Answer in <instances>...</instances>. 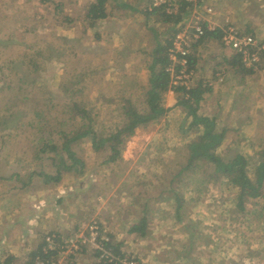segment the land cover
Masks as SVG:
<instances>
[{
  "label": "rangeland",
  "instance_id": "374dc122",
  "mask_svg": "<svg viewBox=\"0 0 264 264\" xmlns=\"http://www.w3.org/2000/svg\"><path fill=\"white\" fill-rule=\"evenodd\" d=\"M94 1L0 0V263L13 257L11 264H29V254L47 234L56 233L63 242L81 233L87 237L84 232L93 222L119 253L110 228L119 233L145 217L154 240L149 249L156 248L165 261L264 264V198L247 201L241 214L236 190L213 167L181 172L187 146L200 133L173 91L163 95L164 115L135 131L121 160L109 163V152L95 151L87 138L72 144L84 163L82 173L63 172L60 183L51 185L37 176L55 174L54 160L63 151L35 161L41 137L36 124L44 126L45 139L61 147L60 134L72 132L74 124L67 105L75 101L93 112L98 134L114 131L123 121L122 100L145 108L151 28L162 41L177 30L178 24L157 21L156 14L146 16L151 0H108V17L90 26L88 9ZM210 6L202 0L193 9L203 14ZM241 7L232 16L237 27L264 42V0H244ZM192 57V84L210 88L196 113L213 119L217 132L225 130L217 154L224 160L242 154L250 164L260 160L264 51L256 68L245 67L252 71L248 75L228 66L231 53L220 41L202 39ZM30 174L36 176L28 181ZM59 226L69 234L56 231ZM87 251L93 253L85 247L58 260L69 264Z\"/></svg>",
  "mask_w": 264,
  "mask_h": 264
},
{
  "label": "trees",
  "instance_id": "16d2710c",
  "mask_svg": "<svg viewBox=\"0 0 264 264\" xmlns=\"http://www.w3.org/2000/svg\"><path fill=\"white\" fill-rule=\"evenodd\" d=\"M108 0H95L88 9L89 25L95 21L105 20L108 17L106 3ZM151 4V3H150ZM120 8L130 9V5L119 4ZM150 9V5L149 8ZM193 10L192 5L183 4L177 14H168L163 8H155L153 10L144 11L148 18L151 15L156 14L162 21V23L172 22L173 25L181 23L185 17L189 15ZM149 12V13H148ZM150 28V26H148ZM174 29V27H173ZM172 30V28H170ZM153 33V46L150 52L151 64L148 68L149 89L144 93V100L142 103L145 108L139 110L131 100H122L120 107L121 116L123 118L122 124L109 134H98L95 130L96 117L93 112L86 109L80 102H70L67 105L69 115L74 123L71 125L72 132L60 134L61 147L55 145L51 140L45 139L42 135L45 132L44 126L40 123L36 124L35 129H38L39 143L37 149L34 152V160L40 161L43 155L53 154L57 155L56 171L55 174L50 175L46 173L37 174L42 181L47 184L60 183L62 179V173H68L76 171L78 173L83 172L84 163L79 159L75 152L72 151V144L82 139H90L92 148L95 151H107L109 152V163H115L121 160V153L126 142L134 135L135 131L139 128H144L150 123L159 120L165 113L162 107L163 95L169 90L174 94H180V100L178 104L183 107L191 118V127L196 129L198 137L188 144V158L187 164L183 167L181 172L186 171H198L203 169L204 166L213 167L214 173L223 178V180L236 190V208L241 214L246 212L247 201L257 200L264 198V149L260 154V160L252 161L250 164L248 159L242 154L232 156L230 159L224 160L218 154L217 150L221 146L225 130L217 132L215 130V122L213 119L199 116L196 113L197 106L204 99V96L210 92V88L206 89L202 83L197 85L193 84L190 89H186L184 86H174L172 84V76L169 68L172 63L169 59L168 50L171 47L174 35L177 30H174V35L170 37V40L162 41L159 39L157 32L151 28ZM220 30L208 31L205 29L203 39H213L214 41H220ZM255 38L257 36L253 35ZM202 40V39H201ZM201 42V41H200ZM199 44V43H198ZM195 44L191 54L188 55L190 69H193L192 63L194 62L192 53L194 48L198 45ZM261 45V44H260ZM227 64L231 69L238 71L244 75L251 74V70H247L242 63L241 59L237 55H231L227 59ZM178 72L179 67L174 68ZM142 104V105H143ZM65 156L69 161V165L66 163ZM251 165V166H250ZM249 171H253V176H250ZM36 174H30L26 180L31 181V178ZM26 185V184H24ZM264 206V204H263ZM145 217H141L138 223L131 227L130 231L133 234L144 236L148 228ZM45 242L38 248L29 254V264H34L37 257L43 258L45 255L42 253V248ZM98 257L95 255V258ZM12 258H7L2 264H11Z\"/></svg>",
  "mask_w": 264,
  "mask_h": 264
},
{
  "label": "built area",
  "instance_id": "2783aa9c",
  "mask_svg": "<svg viewBox=\"0 0 264 264\" xmlns=\"http://www.w3.org/2000/svg\"><path fill=\"white\" fill-rule=\"evenodd\" d=\"M198 0H151L150 9L163 8L168 14H177L183 4H190L196 7ZM208 15L209 18L206 16ZM213 10L207 8L203 14L193 10L192 15L184 19L177 25V32L168 50L169 59L172 66L169 71L172 76V84L180 85L190 89L194 78V70L190 69L188 55L191 54L195 44L200 43L205 34V29L221 32L220 44L231 53L240 57L246 68H256L260 64V55L264 51V46L260 45L257 39L251 34L243 33L239 28L229 21L225 25L216 26L211 16ZM175 67H179L178 72ZM79 234L77 238H70L63 242L56 233L47 234L42 249L43 258L37 257L35 264H60L58 257L61 255L79 254L85 247L93 250L99 264H143L139 260H131L124 254L116 252L115 245L112 244L109 235L104 233L99 225L91 223L89 228ZM1 262L0 264H2Z\"/></svg>",
  "mask_w": 264,
  "mask_h": 264
},
{
  "label": "crops",
  "instance_id": "0c3cea01",
  "mask_svg": "<svg viewBox=\"0 0 264 264\" xmlns=\"http://www.w3.org/2000/svg\"><path fill=\"white\" fill-rule=\"evenodd\" d=\"M198 1L200 2L202 0H198ZM209 1H210V4L212 5L210 7L213 10V15L211 16V19L212 21H214L216 26L225 25V22L229 21L231 24L237 27V23L232 18V16L236 14L238 11H241L243 9V7H241V4L242 2H244V0H209ZM246 4L247 2H245V5ZM238 5L239 7L237 8ZM202 13H204V10L202 11ZM191 15H192V12H191ZM206 16L209 18L208 15ZM241 31L245 34L252 35V33L250 32H246L244 30H241ZM259 44L264 46V42L262 41H260ZM136 224L137 223L126 224L125 230L122 228L121 230L122 232H119V233L117 232L116 227L115 229L113 227L110 228L111 230L114 231L112 235V239L114 243H116L117 247L119 248V251L122 252L123 254L131 253L133 255H137L139 257L145 258L148 260L149 264H176L175 260L174 261L163 260L159 255L156 254L157 253L156 248L149 249V247L153 245L154 240L152 237L149 236L148 230H146L144 236H139L137 234H133L129 232L131 227ZM50 225H54V221L51 222ZM56 231H59V232L61 231L60 233H63V234H69V230L67 229V227L64 228L63 226L61 227L59 226ZM69 264H98V262L95 256L92 253L91 255H89V252L87 251L86 254H81L79 255L78 258L71 259V262Z\"/></svg>",
  "mask_w": 264,
  "mask_h": 264
}]
</instances>
